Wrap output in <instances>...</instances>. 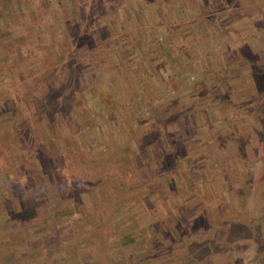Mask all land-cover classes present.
Returning a JSON list of instances; mask_svg holds the SVG:
<instances>
[{"label": "rangeland", "instance_id": "obj_1", "mask_svg": "<svg viewBox=\"0 0 264 264\" xmlns=\"http://www.w3.org/2000/svg\"><path fill=\"white\" fill-rule=\"evenodd\" d=\"M48 1V10L52 8L53 11H50V14L54 13V16L57 14L56 10L59 9V3L61 1L69 7L77 5L83 8L84 15L82 17V23L86 28V34L82 39L79 38V40H83L80 51H78L79 48H76L77 35L66 36L67 39L63 55L68 56L63 59H57L56 62L65 63L64 61L67 59L69 62L68 65L70 64L71 66L70 69L67 70L66 67L61 70L59 69L58 72L53 74L56 78L54 81L46 82L45 80H40L28 91L32 97L35 96L37 107H39L38 100L41 101V106L39 107L40 113H42V116L45 118L42 121L41 133H43L42 135H48L53 138L51 142L53 141L52 145L54 146V151L52 148L51 152H53V156L52 154L45 156L48 159L47 161L44 160L43 156L40 161L24 163L23 165V172H26L20 173L21 175L32 173L31 178L27 180L30 181L32 187L28 185L30 188L25 189V192L28 190L30 194H33L29 195V193H26V195L32 197L33 200L27 199L23 201L26 195L16 194L13 188H8V183L6 184V182H8L7 179L3 178L1 180L3 186H5V191L2 189L0 183V264H4L3 259L8 251V258L17 259V261H11L8 264H42L43 262L47 264H105L107 260L102 258L106 252L108 254L118 255L116 259H123L125 261L123 264H145L146 262L161 264L163 262L162 259L159 260V258L154 260L153 257H144L143 254L138 253L136 249L135 252H132L133 247L129 244L124 245L119 240L115 241L110 238H103L106 240L105 244L107 245H105L101 234H99L94 224L96 219L93 217L91 221V214L85 219L80 217L83 213L82 211L87 212V208H90L93 204L92 202L98 192L95 180H90V183H87L82 188L70 186L71 189L69 188L62 196L57 192V189L59 186L61 188L64 179H66L70 171H74L75 173L80 170L83 171L85 166L88 175H91L93 170H91L88 165L91 163V158L105 161V165H107L104 166L101 174L104 180L108 181L109 179L111 181L113 177L117 175L116 173H118L117 167L123 166L121 165L122 162H117L119 153L123 154V156H132L131 152H135V155L141 163H144L147 157V161L149 162L148 166L150 167L147 172L146 180H154L149 183L154 194L152 193L150 195V199H144L145 202L151 206H157L160 202V197L156 195L158 188H171V184H178L180 178L185 179L192 186L191 189L183 192L182 199L184 200L187 198L186 202L193 200V195L196 194L197 191L192 178L193 175H195V172L199 169L203 174L202 181L206 180V182H208L211 176L207 174V168L212 164H215V169L217 170H220L221 166L224 165L229 169L228 172H231L230 180L233 182V189H231L230 192L225 191L223 188L218 190L220 196L223 198L222 201H219L223 209L233 204L238 197V189L235 190L234 186L240 183L242 189V185L247 184L251 190H253L251 186L252 180L261 175H263V177L261 176L262 180L258 184V189L256 188L254 196L260 197V195L264 194V134L261 135V137H257L256 133L254 136L255 139H261L262 142L260 141L255 147H247L248 163L251 164V162L256 159L262 160L261 168H250L252 175H249V177L245 175L247 178L243 175L242 180H239V178L236 179V177L243 169L244 163L235 164L233 161L231 162L232 159L228 158L229 155H222L223 153L221 150L218 151L216 148H213L207 160L205 158L203 161L199 159L203 154V150L205 152L208 151V143L204 140L201 142L193 140L192 143H188L184 139H176V142H182L181 148L165 147L162 143L159 144L158 142L152 141L153 144L149 142L148 152L144 153L143 150L144 145L142 143V138H145L144 131L147 130L149 123L152 122L154 118L153 112L150 111V113H147L145 110H149L152 103L155 101L157 88L162 89V86H165L166 90L164 93L167 94V96L162 93L164 97L171 96V94L174 93L179 94L181 100L189 101L193 84H196L198 80L203 81L200 83L211 85V83L216 81L218 76L226 72L225 51L221 49L226 41L231 42L229 44L233 46L234 43L231 39H235L236 34L232 32V34L230 33L231 35H228L229 32L226 31L227 29L222 27L216 29L214 25H211V22H214L213 15L217 12V9L209 10L208 6L206 7L193 1L188 2V0H158V2L149 3L152 4L150 8H152L156 14L158 13L159 17L157 16V21L154 24L151 23L148 25V21L145 19L140 8H133L131 11V8L128 7L131 13H129V18L127 19V17L121 16L116 10L115 5H113L111 12L107 13L101 21H98L96 18L92 17L91 10L94 9L93 6H103L105 4L103 0ZM120 1L121 0H108V2H115L116 5L117 2ZM221 1L224 3L223 9L228 10L231 8L233 11H241L242 14H246L248 17L251 14L257 16L258 12H260L259 14L262 22H260V25L262 28L259 30V37L264 44V17L262 18V16H264V0H235L232 4L228 3V0H213L212 3L214 4H212V7H216ZM125 2L126 5H128L127 2L130 3V0H124L123 3ZM145 7L147 8V6ZM104 22H107V24L111 22L113 25V28L109 29V32ZM60 23L61 20L57 21L53 28L57 30ZM28 25V28L33 27L31 23ZM58 31L61 32V30ZM162 31L163 37L161 39ZM154 38L157 39L155 40ZM103 41L110 43L107 44V53L104 58L99 57L98 54H103V51L100 50L99 45H96ZM140 41L141 43H139ZM237 48L241 50L242 46L238 43ZM75 49L77 50L75 51ZM144 53H146L149 58L151 65L144 57ZM90 54H96V57H92ZM228 54H232V51H228ZM12 60L13 59H9V62ZM38 60V56H33L31 60L24 62L23 66L27 74L32 70L29 66ZM246 60L247 59L241 58L240 62H232L229 67H235L237 69L244 67L248 69L250 65ZM255 62L264 63L262 60ZM112 66H118L119 69L117 67L112 69ZM77 67H82L84 69V75L77 77L74 72H72V78H68V81L67 72L71 70L76 71ZM46 69L47 67L42 68V71ZM117 70L118 72L122 70L121 75L118 77ZM112 73L115 74L116 77L112 75L113 82L107 84L104 79ZM32 74L33 71L29 75ZM150 75L156 80L157 85L152 84ZM128 77H130L131 80L133 79L131 83ZM243 79H246V76L242 74L237 75L234 78V84L238 89L243 88L240 89L242 98L246 95L250 97L246 89L247 84L244 83ZM17 80L19 79L17 78ZM14 82L15 80H8L6 84L10 86ZM143 83L147 84V88L144 87V90ZM57 84L60 85L57 86ZM101 84L107 85V88L102 87ZM133 85H135V87H133ZM95 86H97L96 88L99 86L102 89L105 88L109 94L117 93V97L120 99L118 100L121 102L122 106L116 107V105L111 102L107 104L105 100L100 102L98 98H101L102 95H96L93 90ZM198 86H200V84H198ZM22 88L25 89L24 86ZM68 88L71 94L65 97L62 90L64 92ZM237 94L239 96V92ZM125 98H127V101L124 100ZM199 98H201L202 101H208L207 109L210 104H213L211 100L204 96ZM233 99L234 100L228 102V104H226L225 101L221 102L222 107L218 110L219 114L224 117L230 114L228 115V119L221 120L222 116H217V112L209 116V123L217 124V127L219 126L218 129L216 128L210 131L215 132L219 137L222 135V130L226 129L225 126L235 121H241L243 116H246V112L241 108L238 100L234 97ZM160 102L157 109L165 105V100L162 99ZM249 102L251 104L255 102L259 103L258 100L251 98ZM80 103L84 105V110L79 111V107L76 113L73 107ZM101 104V107H96ZM131 104H135V106H131ZM229 104L234 107V111L229 109ZM90 105H92V107H89ZM253 106L255 105H252V108H254ZM20 108L21 112H28L25 102L20 104ZM94 108L97 109L99 113H97ZM209 110L212 112L210 108ZM233 112L234 114L231 115ZM48 116L60 119L66 123L68 126L67 131L64 132L58 122L54 120L51 122L50 117L48 120V118H46ZM210 124H208V127H210ZM136 127H139L141 131H136ZM103 130H105V132L108 131L111 137L108 133H104ZM175 134L177 137L178 134ZM185 134L188 135L189 133ZM86 135H90V139H86ZM222 136H225V134ZM61 138H64V144ZM231 140H224L225 144H231ZM184 142L188 143L185 147H183ZM64 148H67L69 152H71V156L68 159L70 165H67V161L63 163L64 159H62L64 168L61 169L55 162V156L58 155L62 157L61 152L66 150ZM225 148L229 147L225 146ZM233 148L235 147L233 146ZM178 152L181 153V156ZM234 153L237 157L240 156V152H238L237 149L234 150ZM3 154V156L0 154V166L6 165L9 167L11 159L9 155L6 156L5 153ZM128 156H126V158H128ZM176 156L180 159H176ZM155 160L158 161L156 165ZM116 162L118 165H116L117 167L115 168ZM192 162L194 164L193 172L190 167ZM110 163L112 164L110 165ZM201 164L204 165V168H201ZM241 164H243V166H241ZM250 164L247 166L250 167ZM55 165L58 167H55ZM50 166V171L52 172L49 171L51 174L48 178H52V181L46 178L47 176L45 174ZM151 166H153L154 169ZM42 167L44 169V176L39 171ZM237 168H239V170L235 171ZM243 172H246L245 167ZM38 173H40V175ZM166 173L169 176L167 179L162 177L157 179V174L164 175ZM78 175H81V173ZM253 175L255 177H253ZM212 177L218 182L221 180L217 173ZM21 178H23V180ZM97 178L99 179V176H97ZM24 181L25 176L20 177L18 186H23ZM241 181H244V184H241ZM115 183L116 185H112V191H116L118 199L124 204H128L127 206L135 205L137 203V198L140 197L139 189H143V187L137 190H128L126 186L120 185L122 181H120L119 178L115 179ZM237 187H239V185ZM20 189L24 190V187ZM207 189L208 192L212 191L213 193L211 188ZM16 191L18 193L17 189ZM21 199L23 202H21ZM20 205L24 208L18 210L17 208ZM106 207L107 206L104 205L102 208L105 209ZM74 210L76 212H74ZM20 211L26 214L25 221L28 227L21 229V227L19 228L18 226L13 228L10 233L6 234V219L13 212ZM63 211H65L68 216H62L65 219H57L56 222L55 219ZM68 217H78V219H69ZM47 220H51L52 223L55 222V224H57V233L62 239V245L55 241L50 245L45 242L41 243V238L49 231L44 234L34 233L43 232L41 228L46 224ZM153 221L155 222V226H159L162 224L163 219L160 216ZM84 226L85 228H83ZM102 232L104 233L105 229L102 228ZM117 236H119V233H117ZM132 245L135 247L137 244L135 243ZM44 249L52 251V254L49 255L50 259H47L44 255L47 254L43 251ZM253 254L256 255L255 253ZM260 255L261 256L256 259L255 264H264V256L261 253ZM251 256L252 255L249 257L252 258ZM232 259L235 260L234 257H232ZM207 260L211 261V264H236L231 263L228 259H225L224 256L215 254L210 255V257L207 256ZM112 262H114V260H112ZM107 264H110V262H107Z\"/></svg>", "mask_w": 264, "mask_h": 264}, {"label": "trees", "instance_id": "obj_2", "mask_svg": "<svg viewBox=\"0 0 264 264\" xmlns=\"http://www.w3.org/2000/svg\"><path fill=\"white\" fill-rule=\"evenodd\" d=\"M103 1L105 2L103 6H93L94 9L91 10L92 17L96 18L98 21H101L107 13L111 12L113 5H115L118 13L121 16L127 17V19L133 8H140L145 19L148 21V25L151 23L154 24L157 21V16L159 17L158 13L156 14V12L150 8L152 4H149L158 2V0H130V3L127 2L128 5H126V2L123 3L124 0L117 2V5L115 2H108V0ZM189 1L200 3L206 7L208 6L209 10L217 9V12L213 15L214 22H211V25H214L216 29L219 27L227 29L226 31L229 32L228 35H231L232 32L236 34V38L231 39L234 43L233 46L232 44L230 46L229 43L231 42L226 41L221 49L225 51L226 72L218 76L216 81L211 83V85L200 83L203 81L198 80L196 84H193L189 101L181 100V96L174 93L171 94V96L164 97L162 93L165 92L166 88L161 84L162 89L157 88L155 101L152 103L149 110H145L147 113H150V111L153 112L154 118L152 122L149 123L147 130L144 131L145 138H142V143L144 145L143 150L144 153L148 152L150 143L153 144L152 141L158 142L159 144L162 143L165 147L181 148L182 142H176V139H184L188 143H192L193 140L200 142L204 140L208 143V151L205 152L203 150V154L199 159L201 161H203L204 158L207 160L213 148H216L218 151L221 150L223 153H221L222 155H229L228 158L232 159L231 162L233 161L235 164L244 163V166L243 164H241V166H243V169L244 167L246 168V172H243L242 169L236 177V179L239 178V180H242L243 175H248V177L252 175L250 168H261L262 165V160L256 159L251 162V164L247 161V147H255V145L259 144L261 141V139H255V134L257 133V137H261V135L264 134V63L255 62L258 60L264 61V44L259 37V30L262 28L260 25V12H258L257 16L251 14L248 17L246 14H242L241 11H233L231 8L228 10L223 9V1L216 7H212V4H214L212 3L213 0H188V2ZM228 1V3L232 4L235 0ZM48 3V0H0V154L3 156V153H5L6 156L9 155L11 159L9 167L6 165L0 166V183L3 178L7 179L8 182H6V184L8 183V188H13L14 192L18 195H26V193L33 195L30 194L28 190L25 192V189L31 186L30 181L27 180L31 178L32 173L25 175L20 174L24 171V163L40 161L43 156L44 160L47 161L48 159L45 156L51 155L53 153L51 150L54 147L52 145L53 141L51 142L53 138L48 135H42L43 133H41L42 121L45 119L42 113H40L39 107L41 106V101L38 100L39 107H37L35 96L32 97L28 91L40 80H45L46 82L54 81L56 78L53 74L58 72L59 69L61 70L64 67H66L67 70L70 69L71 66L70 64L68 65L69 62L67 59H65V63L56 62L57 59H63L68 56L63 55L67 39L66 36L77 35L76 48H79L78 51H80L83 40H79V38L82 39L86 34V28L82 23V17L84 15L83 8L77 5L69 7L61 1L59 3V9L56 10L57 14L54 16V13L50 14V11H53L52 8L48 10ZM145 6H147V8ZM128 7L131 8V11H129ZM263 17L264 16H262V18ZM59 20H61V23L56 30L53 26ZM29 23H31L33 27L28 28ZM104 23L109 32V29L113 28V25L111 22H108L110 24H107V22ZM58 30H61V32ZM162 37L163 31L161 32V39ZM154 39L156 40L157 38ZM139 43H141V41ZM238 43L242 46L241 50L237 48ZM107 44L110 43L103 41L96 44L99 45L100 50L103 51V54H98L99 57H105L107 53ZM77 49H75V51ZM228 51H232V54H228ZM144 54V57L151 65L146 53ZM90 55L96 57V54ZM33 56H38L39 60L29 66L32 70L27 74L23 64L25 61L31 60ZM241 58L247 59L246 61L250 65L248 69L244 67L239 69L229 67L230 63L240 62ZM9 59L13 60L9 62ZM45 67H47V69L42 71V68ZM115 67L118 68V66H112V69H115ZM32 71L33 74L29 75ZM72 72H74L77 77L84 75V69L82 67H77L76 71L71 70L67 72V80L68 78H72ZM121 73L122 70H119V72L117 70V77L120 76ZM241 74L246 76V79H243V81L247 84L246 89L250 97L246 95L242 98L240 89L243 88L238 89L234 84V78ZM112 75L115 74H109V76L104 79L107 84L113 82ZM150 77L152 78V84L157 85L156 80L151 75ZM17 78L19 80H17ZM128 79L130 83L133 80H131L130 77H128ZM8 80H15V82L7 86L6 81ZM198 84H200V86H198ZM58 85L60 84H57V86ZM23 86L25 89L22 88ZM101 86L107 88V85L101 84ZM96 87L97 86L93 87L96 95H102L101 98H98L100 102L105 100L107 104L111 102L115 104L116 107L122 106L119 101L120 99L117 97V93L109 94L105 88L102 89L100 86L98 88ZM133 87H135V85H133ZM144 87L147 88V84L143 83V90L145 89ZM238 92L239 96L237 94ZM62 93L63 95L65 94V97L71 94L69 88L64 92L62 90ZM165 95L167 96V94ZM203 96L212 101L213 104L209 106L212 112L209 108L207 109L208 101H202V99L199 98ZM233 97L238 100L239 105H241V108L246 112V116H243L241 121H235L225 126L226 129L222 130V135L225 134V136L221 135V137H219L215 132L210 131L216 128L218 129L219 126L217 127V124H210L209 116L217 112V116H222L221 120L228 119V115L230 114L224 117L219 114L218 110L222 107L221 102L225 101L226 104H228V102L234 100ZM250 98L258 100L259 103L255 102L251 104L249 102ZM162 99L165 100V105L157 109ZM124 100L127 101V98ZM22 102L26 103L28 112H21L20 104ZM77 105L73 107L76 113L79 107V111L84 110V105L81 103L78 107ZM133 105L135 106V104ZM133 105L131 104V106ZM252 105H255L253 106L254 108H252ZM101 106L102 104L96 107ZM89 107H92V105ZM229 109L234 111V107L231 104H229ZM95 111L99 113L97 109H95ZM233 114L234 112L231 113V115ZM49 117L51 122H53V120L58 122L64 132L67 131L68 126L66 123L51 116L46 118L49 120ZM208 124H210V127H208ZM206 127L208 128L204 129ZM135 130L141 131L139 127H136ZM103 132L108 133L111 137L108 131L105 132V130H103ZM175 133L178 134L177 137ZM185 133H189L190 135H186ZM90 137V135H86L85 138L90 139ZM61 140L64 144V138H61ZM224 140H231V144H225ZM186 142H184L183 147L188 144ZM225 146L229 148H225ZM233 146L235 148H233ZM64 149L66 150L61 152L63 158L58 155L55 156V162L61 169L64 168L63 163L66 161L68 163L67 165H70L68 159L71 156V152H69L67 148ZM235 149L240 152V156L237 157L235 155ZM131 153L132 156L126 155L128 158L121 153L118 154L119 159L117 162H122L121 165L123 166L117 167L116 165L118 164L116 162L115 168L117 167L119 175L116 173L117 175L113 177L111 180L112 182L109 179L106 181L102 177L103 175L101 173L103 172L104 166L107 165H105V161L91 158V163L88 164L89 168L93 170L91 175H88L85 166L83 171L80 170L76 173L70 171L71 173H68L61 188L59 186L57 189V192L62 196L69 188L71 189L70 186L82 188L87 183H90V180H95L98 192L92 202L93 204L90 208H87L88 213L82 211L83 213L81 212L82 214L80 217L85 219L91 214L92 218L90 220L92 221L93 217L96 219L95 223H93L99 231V234H101L102 239L110 238L115 241L119 240L124 245L129 244L133 247L132 252H135L136 249V251L143 254L144 257H153L154 260L157 258H159V260L162 259L163 262L161 264H211V261L207 260V256L210 257L212 254L224 256L225 259H228L231 263L255 264L256 259L261 256L260 253L264 256V194L260 195V197L254 196L255 190L261 182L263 175H261L262 177L260 176L252 180L251 186L253 190H251L247 184H244V181H241V184H244L242 185V189L240 183L238 184L239 187H237L238 185L234 186L235 190L238 189V197L233 204L223 209L219 203L223 198L220 196L218 190L223 188L225 191L230 192V190L233 189V182L230 180L231 172H228L229 169L222 164H220L222 165L220 170L215 169V164H212L207 168V174L211 176L208 182H206V180L202 181L203 174L199 169H197L195 172L196 174L193 175L192 178L197 190L196 194L193 195V200L186 202L187 198L184 200L182 199L183 192L191 189L192 186L185 179L180 178L178 184H171V188H158L156 195L160 197V202L157 206H151L146 203L144 199H150V195L152 193L154 194L149 184L154 180H146L147 172L150 167L148 166L149 162L146 157V161L141 163L135 155V152ZM178 154L181 156L180 152H178ZM62 159H64V162ZM176 159L180 158L176 156ZM155 162L156 165L158 161L155 160ZM111 164L112 163H110V165ZM248 164H250V167L247 166ZM56 165L55 167H58ZM200 166L204 168V165L201 164ZM151 167L153 168V166ZM190 167L193 172V162ZM50 169L51 166L48 171L46 170V178L50 177ZM238 170L239 168L235 171ZM39 171L43 175V167ZM40 173L38 174L40 175ZM80 173L81 175H78ZM216 173L221 178L219 182L212 177L215 176ZM24 176L25 181L23 182V186H18V180L20 177ZM97 176H99V179ZM159 177L167 179L169 176L167 173L164 175L157 174V179ZM253 177L255 176L253 175ZM118 178L122 181L120 185L126 186L128 190H137L143 187V189H139L140 197L137 198V203L135 205L127 206L128 204H124L118 199L116 191H112V185H116L115 179ZM21 179L23 180V178ZM48 179L52 181V178ZM1 186L5 191V186H3L2 183ZM23 187L24 190L20 189ZM207 188H211L213 193L212 191L208 192ZM27 199L33 200L32 197L26 195L23 201ZM23 201L21 199V202ZM104 205L108 208L106 207L103 209L102 207ZM23 208L24 207L20 205L17 209L21 210ZM74 212L76 211L74 210ZM25 215L26 214L22 211L13 212L6 219V234L10 233L13 228L18 226L19 228L21 227V229L27 228L28 225L25 221ZM62 216H68V214L63 211L55 221L57 222V219H65ZM160 216L163 219L162 224L155 226L153 220ZM76 218L78 219V217L69 219ZM83 228H85V226ZM102 228L105 229L104 233L102 232ZM41 231L43 232L34 233L44 234L49 231L41 238V243L45 242L50 245L55 241L62 245V239L58 236V228L55 222L52 223L51 220H47L46 224L41 228ZM117 233H119V236H117ZM103 242L105 244L106 240L103 239ZM135 243L137 245L134 247L132 244ZM43 251L47 253L44 254L46 258L50 259L49 255L52 254V251L46 249ZM8 252L4 259L2 258L4 264L17 261L15 258H8ZM250 255H252V258L249 257ZM117 256L116 254L113 255L106 252L102 259L107 260L105 264H107V262H110V264H123L125 261L123 259L119 260V258L116 259ZM232 257H234L235 260L232 259ZM111 259L114 260V262H112ZM154 263L155 262H146L145 264ZM42 264L47 263L43 262Z\"/></svg>", "mask_w": 264, "mask_h": 264}]
</instances>
